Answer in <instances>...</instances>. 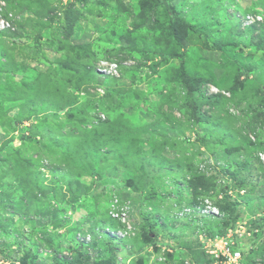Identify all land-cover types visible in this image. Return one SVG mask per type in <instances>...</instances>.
Here are the masks:
<instances>
[{"label": "clouds", "instance_id": "clouds-1", "mask_svg": "<svg viewBox=\"0 0 264 264\" xmlns=\"http://www.w3.org/2000/svg\"><path fill=\"white\" fill-rule=\"evenodd\" d=\"M164 2L141 11L138 0H0V15L15 18L17 44L24 41L0 57V135L14 134L7 124L16 116L21 134L58 145L32 170L41 173L47 198L11 172L8 191L30 201L27 216L70 207L74 198L94 201V219L77 230L78 241H92V232L103 243L108 232L117 264H126L129 253L160 264L164 249L198 252L201 237L219 238L234 223L256 233H241L247 243L235 252L247 264L253 248L264 254V43L255 39L264 35V0H167L195 25L185 47L169 43L168 25L155 23ZM66 16L78 25L69 30ZM249 40L259 44L252 56L244 47ZM233 43L243 53L226 47ZM196 49L206 51L197 56ZM58 62L66 70L57 72ZM36 64L43 71L27 68ZM12 96L17 103L7 113ZM101 205L106 210L96 211ZM9 215L0 207V216ZM13 219L6 225L13 235L0 230L5 251L23 254L53 231L32 232ZM59 233L65 248L76 247L71 232ZM155 245L161 252L149 255Z\"/></svg>", "mask_w": 264, "mask_h": 264}, {"label": "rangeland", "instance_id": "rangeland-1", "mask_svg": "<svg viewBox=\"0 0 264 264\" xmlns=\"http://www.w3.org/2000/svg\"><path fill=\"white\" fill-rule=\"evenodd\" d=\"M160 4V0H138L137 6L141 9V11L144 9L151 11L153 7H157ZM168 4L171 6V10L169 11L164 5V15L161 16L160 13H157L155 23L157 25H163L166 23L169 28V43H175L180 47H185L187 42L186 38L189 33L195 36V32L193 31L195 25L185 23L181 18L180 13L177 12L176 6L171 3ZM184 15L186 16L187 13ZM0 20L5 22L0 25V57H8L10 55L9 48L19 47L20 45H23L24 41L23 39H20V44H17V39L21 36V33L17 29L14 17H9L7 13H4L3 15H0ZM66 23L69 25V30H71L78 25L79 19H69L66 16ZM57 27L59 30L63 31L62 26ZM157 31H159V28H157ZM74 34L78 35V33ZM162 34L163 33H161V35ZM113 35L117 34L114 32ZM201 36H203L205 40L209 39L203 31L201 32ZM119 38L123 40V36H120ZM38 39H43V36ZM197 39H199V37H197ZM255 39L264 43V35L256 37ZM9 41L11 42L10 44L8 43ZM45 43H48V41H45ZM213 47H216V45L213 44ZM226 47L238 49L241 53H243L244 50L235 43L226 45ZM244 47L250 48V51L248 52L249 56H252L254 51L259 50V44L254 43L252 40H249ZM204 51H206V49H196L195 54L197 56H202ZM175 58L176 57H173V59ZM225 59L227 60L230 58L225 57ZM43 61L45 64L49 63L46 57H43ZM27 68H30L33 73L43 71L39 64H36L35 67L28 65ZM27 68L25 71H27ZM55 70L57 72L66 70L63 62H58ZM252 70H254V68L248 69V71ZM8 76L11 80H15L14 74L8 73ZM18 84L19 86H23L24 82H18ZM240 86L243 87L242 84ZM231 90L232 89H230V91ZM7 103L10 105L7 108V113H12L13 107H15L17 103L16 97H9ZM68 122L70 123V121ZM20 123L21 121L18 120L16 116H12V119L7 124V127H11L14 134L10 137L0 135V173L3 174V176H0V189H4L3 191H0V207H3L5 211L10 213L9 216H0V222H2L0 223V230H2L5 235H13V229L6 225L15 224V219H13L14 217L21 220L26 227L31 229L32 232H38L41 229L45 231L47 229H53V231L46 232L45 235L41 236L43 243L39 244V246L36 242H31L30 237L24 236L22 238L24 241L31 242V247H29L27 251L20 254L19 251L12 253L0 249V258L8 261L9 264H48L49 261H51V264H117V260L119 259L117 252L119 249L109 247L108 241H111V239L108 238V232H102V235L107 237V241L103 243H101L99 237L92 232H90V234L94 237L92 241H88L86 243H79L78 241V237L76 235L77 230L82 225H87L92 219H94L92 216V211L94 210L93 205L95 204L94 201L88 198H83L87 200V203L82 204L79 199L74 198L70 207L49 208L43 211H38L33 216H27L26 213L30 207V201L29 203H25L23 197H21L20 200L13 199L12 193L8 191V189L14 186L13 182L7 179L9 172L15 175L21 184H31L35 188V191L40 192V196L47 198L49 193L40 191L39 188L38 177L41 173L32 170L36 168L39 158L43 153L52 148L58 147L53 140L46 139L44 136L38 135L37 138L31 135L25 136L21 134ZM250 143L252 142L250 141L249 144ZM225 151H239V149H226ZM28 177H32L31 181ZM225 187H227V185H225ZM20 190L23 191V188ZM50 195L52 200L57 199V192L55 189L51 190ZM81 209H83V212ZM95 210L103 212L106 209L101 205L97 206ZM61 213H64L62 222L57 223L58 221H61ZM38 217H43V219H38ZM239 219L240 216L237 217V220ZM261 219L264 220V217ZM73 223L75 224V227H66L67 225ZM60 228H64L65 232H71L73 234L72 239L76 242V247H73L72 242H69L68 247L65 248V246L60 242ZM236 229L239 230V234L246 231V235H244L245 237L248 236L247 233L252 232L253 238H257L256 233L253 232L251 227L248 225H241L239 223H234L232 227L226 226L219 234V238L226 233H234ZM15 235H19V233H15ZM235 237L240 238V236L237 235ZM219 238L213 234H207L201 237L198 242V252L189 250L187 253H174L169 249H164L165 258L160 261V264H168V262H174V264H185V260H189L190 264H216V258L208 253V246L211 244L212 247H217L219 244ZM241 242L247 243V241ZM53 245H55V247ZM20 247L21 245L18 242L17 249ZM161 250L162 249L159 245H155L152 247L149 255L159 253ZM259 257L260 258L258 259L255 258L257 260L254 262V260H250L248 256L247 264H264V254H261ZM126 264H145V259L143 256H137L135 253H129ZM152 264H156V261H153Z\"/></svg>", "mask_w": 264, "mask_h": 264}, {"label": "built area", "instance_id": "built-area-1", "mask_svg": "<svg viewBox=\"0 0 264 264\" xmlns=\"http://www.w3.org/2000/svg\"><path fill=\"white\" fill-rule=\"evenodd\" d=\"M234 235L240 236V238ZM243 235H246V231L243 232ZM238 239L241 240V234H239V230L236 229L234 233H226L219 238L217 247H212L211 244L208 246V253L216 258V264H240L243 253L241 252L239 257L235 255L236 250H238L237 246H240L241 243Z\"/></svg>", "mask_w": 264, "mask_h": 264}, {"label": "trees", "instance_id": "trees-1", "mask_svg": "<svg viewBox=\"0 0 264 264\" xmlns=\"http://www.w3.org/2000/svg\"><path fill=\"white\" fill-rule=\"evenodd\" d=\"M161 1V0H160ZM164 5L167 7V9L170 11L171 10V6L166 2H164ZM234 90V89H232ZM250 145L255 146L254 144L250 143ZM227 198V197H226ZM108 238H110L112 240V237L110 235H108ZM248 256L250 258V260H254V262L257 260L255 259L256 256H261V253H258L256 249L250 250V252H248Z\"/></svg>", "mask_w": 264, "mask_h": 264}]
</instances>
